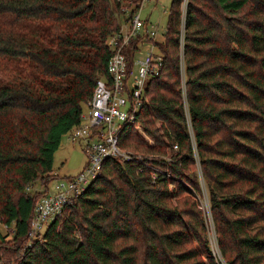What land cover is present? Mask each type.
<instances>
[{"label":"trees","instance_id":"obj_1","mask_svg":"<svg viewBox=\"0 0 264 264\" xmlns=\"http://www.w3.org/2000/svg\"><path fill=\"white\" fill-rule=\"evenodd\" d=\"M133 1L0 0L2 264H219L211 232L226 264H264V0H170L161 39L124 44L160 56L118 132L137 155L104 158L28 235Z\"/></svg>","mask_w":264,"mask_h":264},{"label":"built area","instance_id":"obj_2","mask_svg":"<svg viewBox=\"0 0 264 264\" xmlns=\"http://www.w3.org/2000/svg\"><path fill=\"white\" fill-rule=\"evenodd\" d=\"M143 1L134 0L125 6L129 14L127 27H121L107 39L112 50L107 60V74L96 78L92 94L86 101V111L82 110L80 122L71 128V134L86 151V160L77 173L55 177L52 187H47L37 198L29 218V237L40 232L45 222L63 211L71 198L85 188L88 181L99 173L104 158L113 156L127 160L137 155L119 144L118 132L123 121L134 118L144 96L145 77L155 72L160 62V56H155L151 47L142 57L131 55L130 61L123 51L124 44L130 39L155 35L156 25L140 16ZM132 6L135 8L131 10ZM213 242L215 260L226 264L215 236Z\"/></svg>","mask_w":264,"mask_h":264},{"label":"rangeland","instance_id":"obj_3","mask_svg":"<svg viewBox=\"0 0 264 264\" xmlns=\"http://www.w3.org/2000/svg\"><path fill=\"white\" fill-rule=\"evenodd\" d=\"M170 0H144L140 6L139 13L142 18L147 19L148 21L156 25L155 28V38L161 39L166 27V17H167V8ZM128 14V11H127ZM118 17L121 20V23L125 27L127 20L122 19V15L119 14ZM152 41L142 40L138 42V48L134 51V58L142 57L145 52L151 47L155 50L157 47L154 45L152 47ZM83 110L86 111V105L83 106ZM135 128L142 131V128L139 126V123H135ZM150 141L147 135H145ZM86 160V151L79 140L71 134V130H67L63 133L61 141L58 147L53 153V170L56 175H69L77 173L83 166ZM53 179L49 180L48 187H52ZM36 187H39L40 184L38 181L35 183ZM203 208L206 212L208 211L207 199L200 197ZM47 223V222H46ZM0 231L5 234V236L10 237V227L6 226L4 223L0 222ZM10 232V233H9ZM8 233V234H7ZM7 234V235H6ZM214 235L211 232L209 241L214 247L213 242Z\"/></svg>","mask_w":264,"mask_h":264},{"label":"crops","instance_id":"obj_4","mask_svg":"<svg viewBox=\"0 0 264 264\" xmlns=\"http://www.w3.org/2000/svg\"><path fill=\"white\" fill-rule=\"evenodd\" d=\"M126 26H127V24H126ZM126 26H125V27H126Z\"/></svg>","mask_w":264,"mask_h":264}]
</instances>
